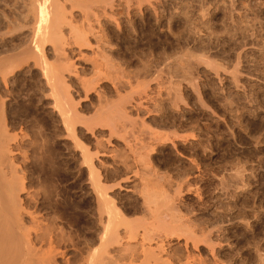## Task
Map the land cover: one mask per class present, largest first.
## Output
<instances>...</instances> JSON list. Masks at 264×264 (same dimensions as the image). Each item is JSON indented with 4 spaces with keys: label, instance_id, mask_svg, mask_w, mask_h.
I'll return each instance as SVG.
<instances>
[{
    "label": "rangeland",
    "instance_id": "1",
    "mask_svg": "<svg viewBox=\"0 0 264 264\" xmlns=\"http://www.w3.org/2000/svg\"><path fill=\"white\" fill-rule=\"evenodd\" d=\"M25 1L27 3H25ZM25 1L0 0V62H8L10 60L12 61L13 58V62L17 58L19 60H16L18 61V64L17 62H11V64H13V67L12 65H8L10 62L7 64L9 69L12 67L10 71L9 69H7L8 71L6 70L8 72L7 74H5L7 75V80L3 77L5 75L2 76L0 74L1 79L2 77L4 78V81L0 79V81H2L0 84V97L5 102L4 107L6 106L5 112L7 111V117H11L7 118V120L9 121H7L8 126L11 128V131L8 132L9 134H11V138L12 136H16V134H20L18 141L22 145V147L25 146L24 148L26 150L23 148V151L25 150L27 154L32 155L34 153H38L40 154L38 155L40 157H43L44 154V158L48 163L46 161L45 163L44 160L41 161L42 158L39 159L40 161L37 162V164L35 165L36 167L34 165L31 166V169L33 171L29 166L30 171L28 172L30 174L34 173L35 171H38L40 173L41 170L39 169H41L42 165H44V168L47 167L46 171L50 170V164L52 163L51 161H55V164L57 163L56 166L58 165V169L57 167H55L57 169H55V173L52 172L53 174L51 175V170L48 173L55 185L58 188L61 187L60 191L64 193V195L66 194L65 198L67 199V201L69 200L68 202L70 203V207H68L67 209V214L69 217L66 222V225L69 224V228H67L71 233H73V235L76 234L77 236H79V239L82 238L81 241L90 243V236H92L90 227H92L93 223L90 220H93L91 216H93L92 213L94 211L92 212V209L94 210L95 206L93 205L94 201L92 199L88 182V173L87 171H83L80 166V151H78L77 147L75 149V146H73V144H75L73 141L74 139L67 135V131L62 124L58 113H55L54 109H57V105L54 104V100L56 99V97L51 95L50 92H48L47 95L46 88H43L44 86L42 85V83H40L41 72L38 67L36 66L37 68H34V62L29 59L28 61L23 60L24 56L19 57L18 55L17 58L15 57L17 54H21L22 51L24 52L25 50H27L28 47L30 48L34 40L32 35L33 31L32 28H30L31 25H33L31 24V20H33L32 15L34 14L32 13L33 11L31 10V12L30 10H28L29 8H27L26 6L31 3V0ZM83 1L86 4L87 0ZM126 1L128 0H112L113 3H111V1L108 2V4L111 3L110 5L106 3L108 6L104 3L107 6L105 12H108H101L102 14L100 13V16L98 15L100 18L97 16L98 18H96L94 22V24L97 26V29L99 26V30L96 29V31H104L100 32L101 34L98 33L102 38V42H106L108 40L106 43H103L105 45L102 44L104 52L102 51L101 56H99V53L101 52L100 50L103 49L97 46V44H99L98 41L95 40L94 35H91L90 33L91 43H88L90 44V47L86 43V46L84 45L85 48L83 47L81 51L82 54H85L81 55L80 52L76 50L74 51V54L73 52H70L69 56L72 58L71 61H74L73 63L75 64V67L77 68L81 78L83 76L87 77L89 75L90 77L88 76L86 80L87 83L88 81L89 83H92V80L93 84L99 81V83H96V86L94 85V87L96 89H101L102 87V90H98L99 92L101 91L100 93L98 92L99 96H102L104 98L105 94H107V96H109V98L107 99H110L111 104L113 103V101H115L116 104L118 97H122L121 94L123 95L125 93L126 95H124V97H129V95L127 94L129 90L127 89L130 88L131 91L132 89H134L132 91L134 93V95L132 93L133 96H137V92L138 95L142 94V97L146 101H144V99L142 98L141 102L143 104L137 105L138 107L135 106L136 108L133 111L134 114H131L133 117L132 120H134L135 117H139L141 115V118H139L144 121V123L146 121L145 125L148 124L149 126H145L144 123L142 124L139 118H136V122L139 120L136 123L137 125L135 124L136 127L132 123L131 126L129 125L127 127L128 129H123L125 133H123V131L120 132L122 136H119L118 133V136L117 134H115V136L112 135L111 138V136L109 137L110 130L108 128L102 129V127L100 128L98 126V133L92 135L90 132L89 134L88 132L85 134V132L87 131V128H85V124L84 127L81 126L82 124H79L77 130L79 132V141L84 146H89L88 148L92 149L96 146L95 139L101 136V141H103L104 147H107L109 149L108 152V149L105 148L107 150L106 154H110H105L104 157L102 156V159H104L105 163L112 164L114 160L113 158H117L114 156L117 154L116 156L120 157L121 155L119 154H121V152H124L126 153V155H123L122 153V156L126 158L130 157L129 161L132 160V163H130L133 165L135 163L134 160L131 159L134 158L132 156L133 153L128 150L129 147L126 148V146H128V144H126V140H130V138H126L128 135L130 137V133L126 131H131L129 129H133V125L134 129L132 130V135L136 133L133 136L142 138L144 134V137L146 138L148 136H150L149 138H151L152 136V141H154L152 142L147 138L149 142H146V138L143 137L145 141H142L143 139L139 138V141L141 139L139 143L146 142V144L148 143L147 145H150L149 143H151V145L155 147H152L154 149L150 147V149L152 150L148 149L150 150L149 152L151 154L147 152L149 154V157H146L147 160L148 158L150 160H144H146L147 164L151 161L149 165L152 166L151 169H153V173L156 171V175L160 174L162 176L164 175L163 177H165L162 178V176L159 175V177H161V180H163L162 182L161 180L160 182L157 180L159 183H162L157 185L163 186H159L157 188H163L161 191H167L166 194L168 193V191L169 193L172 191L170 193L171 196L173 194L176 195L175 192L177 193L176 189L178 185H181L182 187V191L178 188V190L181 191V194L178 192L179 196L176 198V200L173 201V198L175 197L174 195V197L172 198L173 203H180L179 205L174 204L176 205V207L180 206V208L178 207L179 211L176 212V215L179 217V212H181L182 217L184 215H187L184 218H190L201 223L204 222L202 220H205L207 218L209 219V221L207 219L205 221L209 222L210 224L208 223V226H211V228L213 229L216 227L219 228L218 226H220V224H218V226L215 225L219 217L217 223L223 224L220 226L222 231H220V233H223L224 235H220V233H216L215 235L216 241L218 239L217 235L221 238L220 240L218 239L220 243L217 242V245H222H216V254H209L206 248L202 246L199 250H197L198 252L196 250L192 251L189 256L188 253H184L186 250L183 249V251H185L182 252V256L178 257L177 260H180V258L182 257V261H185L184 256L187 254V257H191L190 259L193 260L190 264H194V259H192V257L195 258L197 256L198 260L201 259L200 261H202L203 264H231V261L233 262L232 264H234V262L235 264H264V0H130L131 2L128 1L127 3ZM61 2L62 4H65V2L67 3L66 6L63 4V6L65 7H63L62 10H65V8V11L69 10L68 12H65L67 13V15H69V13L73 12L74 10L73 9L70 11L69 6H73L70 5V2L71 4H75L78 1L61 0ZM80 2H82V0ZM79 3L75 4V7H77L74 10V14L80 15L79 17L76 16V18L79 19L78 22L80 21L79 24H81L84 20L86 21L87 19H83L86 18L85 15L83 16V14L86 12V9L84 11V4L82 3L83 6H80L84 11V13L81 14L83 11L80 10V12L78 10L80 8ZM13 4L15 6H13ZM17 5L19 7H17ZM12 6L13 9H11ZM26 13H32L30 14V17L32 19L29 17V19H26ZM70 15H73V13H71ZM4 16L5 19H3ZM6 16L10 20L7 19ZM22 16H24L25 18ZM74 16L75 15H73V17ZM12 17H14L13 19L20 17L19 19L22 25L16 24L19 22V19L17 18L14 21ZM82 19L83 21H81ZM93 19H95V17ZM98 20L100 21L97 22ZM75 21L76 19H74V22ZM85 21L83 24L86 23L87 25L88 23L87 21ZM78 22H76L75 24L81 26L78 24ZM96 23H99V25H97ZM25 24H28L29 27L27 25L25 28ZM118 24L119 28L117 27ZM23 25L24 27L22 28ZM102 33H104V35ZM102 36H104L105 38H103ZM92 37H94V39ZM46 48L51 53L49 54V56L50 62L52 63L54 62V52L50 46H47ZM90 56L92 58H90ZM21 58L23 62L25 61L24 65H22L23 62ZM87 58L90 59V62ZM91 59L92 62H94V60H97L100 63L102 60L104 63L109 62L107 64L112 65L110 66V68L114 67V74H117V78L114 74H112L114 75V77H112V75H108L109 78H107V72L105 73L107 77L105 75H101L100 78V75H98L97 77L96 73H92L93 69L91 66ZM103 62L101 64H103ZM20 63L21 67H19ZM111 63H113L114 65ZM2 65L5 66L6 63H3ZM103 65L105 67V64ZM28 66L30 67V69H28ZM108 70L111 74V70ZM79 75L78 77H73L72 80L69 81V84L71 86L70 91L72 92L71 95H73V98H76L75 100L78 99L81 101H79V104L81 103L79 106H81L83 109H81L82 114H85L89 117L92 116L91 114H95V107L98 106L99 108L100 105L98 102L100 101V98L99 96L97 97V90L93 87L92 84H90L91 87H93L96 91L90 89V91L87 92L89 88H87L88 90H86V87L89 86H87L86 84V87L84 89V84L82 83L84 82L85 78L81 83L82 80L79 81ZM91 76H93V78ZM103 76L106 78H104ZM110 77H112V79H118L119 77L120 79L122 78V80L125 79L129 82L131 80V86L133 85L132 87H135L136 89L138 87L137 92L135 88H132L130 86L128 88H122L120 87V85L117 87V84H114L115 79L112 80ZM78 82L81 83L82 87ZM113 84L118 89H121L115 90L116 87H114ZM175 85H177V88ZM82 88L86 90V92ZM122 89L123 91H121ZM125 90L127 91L125 92ZM116 91L120 92L119 96ZM139 91L145 93H140ZM85 93H88L87 97ZM101 93L105 94L101 95ZM177 94L180 95V98L177 97ZM107 96H105V98ZM134 98L136 97H132V99L130 97L128 98L130 101H132V103L129 102L130 104H133V102L136 101V99ZM170 98L171 100L173 99V102L170 100ZM124 99L127 100V98ZM117 103L122 104L120 100ZM135 103L136 102H134V104ZM52 104H54L55 108L52 106ZM79 106L78 109L81 108ZM174 106L177 107L175 108ZM10 120L11 122L13 121V123H11ZM10 123L12 124V126L10 125ZM9 127L7 128L8 130L10 129ZM146 127H153L154 129L157 128V130H155L156 132H154L153 128H151L152 130H147ZM135 128L136 132L134 131ZM20 129H23L22 133H20ZM141 130H143L144 133L143 131L141 132ZM97 131L95 130V132ZM102 131L105 132L103 133ZM163 132H165V134ZM176 132L179 134L177 135ZM157 133L159 138L165 140V142L163 141L164 143L157 138ZM162 133L165 136L161 135ZM188 133L190 134L189 138L188 136L186 137ZM123 134L125 135V137H123ZM191 134H193V136ZM27 135L29 136V138ZM65 135L69 136L70 138L66 137ZM179 135L180 137H178ZM153 136H156V139ZM174 136L176 139L174 138ZM21 137H24V139L22 140ZM107 137L111 139L109 140L108 138L107 140ZM122 137L126 139L123 140ZM167 137L170 138V141L169 139H165ZM105 138L111 143L106 144L105 142L107 141L105 140ZM98 139H100V137ZM133 139H131V141H133ZM157 139L159 142L157 141ZM155 140L157 142H155ZM167 140L169 143L167 142ZM134 143L137 144L138 141L136 140V142H132L131 145H133ZM112 144L114 145V147ZM153 144H157L158 146H155ZM112 149H114L115 151ZM111 152L115 153L112 154ZM51 156L54 158H52ZM106 158L107 161L105 160ZM101 161L103 162V160ZM76 162L80 166L79 169L78 165L76 166ZM136 164L137 163H135L133 167H139L140 164H137L138 166ZM34 168H36V170ZM28 172L27 176L29 178H33L32 175L35 176V173L30 176ZM116 172H110V174H113V177H119L121 175L119 174L120 171L118 172V174ZM161 172H163L164 174H161ZM44 174H46V172L41 173L43 180L47 176ZM185 174L189 176L188 179ZM179 175L186 177L187 180L183 179V181L186 180V182L184 181V183H181V177L179 179ZM236 177L240 178L241 181L239 179V182L236 181ZM177 179H179L178 181L181 184H177ZM134 180L139 179L133 178V181ZM130 181L131 182L128 181L125 189L123 187V189L121 190L118 189L120 191H116L117 200H119L118 203L119 205H123L121 209L124 211L127 210V214L132 212V210L136 212V209H139L141 206L137 204L140 203L139 197H136L138 191L136 189H133L134 186L135 188L141 186V183H136V181L135 183H133L132 179ZM171 181L174 183H172ZM225 181H227L228 183ZM134 184H136L137 186ZM173 185L177 186L176 189ZM171 186L173 188H171ZM169 187L171 190H169ZM232 188L235 190H233ZM173 189H175V192ZM165 191L163 194H165ZM169 193L167 194L166 198L170 197L168 196ZM134 197L136 199H139V201ZM130 199H133V201ZM129 200L132 202H130ZM78 201H82V206L84 207L77 209L74 208V203H80H78ZM134 201L138 206L134 204ZM126 205L127 208L129 207V210L127 208H124V206ZM89 207L91 208V211H89ZM72 213L75 216H73ZM130 214V218L135 215V213L131 216ZM70 215L73 216V218ZM78 215L80 216L79 220H75L74 218H76V216L78 217ZM141 215V213H138V216ZM201 216L205 218H202ZM221 219H223L225 222L223 223V220ZM203 224L205 225V223ZM214 225L216 227H214ZM76 231L78 233H76ZM223 231L226 232L224 233ZM77 236L75 238H77ZM221 236H223V238ZM224 236L231 239H225ZM174 240H172L170 243L173 248L177 243V239L175 238ZM255 247L257 248V250ZM67 251H69L68 254L70 256L74 254L71 249H67ZM205 253L206 255H208V259L205 256ZM220 255L222 256L221 258ZM260 255L262 257H260ZM201 256L202 258H200ZM210 257H213L215 259ZM190 259L187 260L191 261ZM177 260H175L174 263ZM219 260L222 262H220ZM195 261L197 262V260ZM200 261H198L197 264H202L199 263ZM176 264L182 263L177 261Z\"/></svg>",
    "mask_w": 264,
    "mask_h": 264
},
{
    "label": "bare ground",
    "instance_id": "2",
    "mask_svg": "<svg viewBox=\"0 0 264 264\" xmlns=\"http://www.w3.org/2000/svg\"><path fill=\"white\" fill-rule=\"evenodd\" d=\"M75 1H78L75 3V4H78L81 0L80 1L75 0ZM109 1H111V3H113L112 0H109ZM109 1H107V0H87V2L85 4L84 1L82 0V2L79 3V7L83 3L84 6L83 5L82 6L85 7L84 11L86 9V12L84 13V11L82 10L83 8L82 9H81V7L79 9L77 8L79 11L80 10L83 11L81 14L84 13L83 16L85 15L86 18H83V19H87L86 20L88 23L87 25H86V23L83 24L85 21V20L83 21V19L81 20L83 22L81 24H79L80 21L78 22L79 19H77L76 16L79 17L80 15L74 14V10L76 9L77 6L75 7V4H71V2H70V5L71 6L73 5V6L72 7L69 6V9H70V11L74 9L73 12H71V13H73V15H75L74 16L75 18L73 17V15H70L71 13H69V15H67V13H65V12L69 11V10L65 11L66 8H65V10H62V8L65 7L67 3L66 2H65V4L63 3L65 5V6H63L62 2H64V1L61 2V0L60 1L59 0H44V3H43V0H31L30 1L31 5L25 4L27 6V8H29L28 10H30V11L32 10L33 12L32 11L31 12L34 14V15H32L33 20H31L32 21L31 24H33V25H31V27H30V28H32V31H33L32 35H33L34 40H33L32 46H30V48L28 47L29 49L27 48V50H25L24 52L22 51L23 54L21 52V54H17L15 57L17 58L18 55H19V57L24 56V58L25 57H27V58H25V59L23 58V60L28 61V59H29V60L33 61L34 62V64H33L34 68L37 66L41 72L40 73L41 74V82L40 83H42V85L44 86L43 88H46L47 95H48V92H50L51 95L56 97V99L55 100L53 99V100L55 101L54 104L57 105V107H56L57 109H54L55 108L54 104H52V106L54 107L53 109H54L55 113L56 112L58 113L59 118L62 121V124L64 125V127L67 131L66 132L67 135H69L72 139H74L73 141L75 144L72 143L73 146H75V149L77 147L78 151H80V154H81L80 155L81 156L80 166H81L83 171H85V172L87 171V173H88V174L87 173H85V174H87L89 177L88 178L89 181L88 180L87 181L89 182L92 199L94 201V204L93 203L92 204L95 207H94V210L92 209V212L93 211L94 212L93 213L90 212L93 215V216H91V218H93V220L89 219L90 221L93 222V223L91 222L92 227H90L91 228L90 232H92L91 233L92 236L89 235L91 237L90 243H87L86 241H81L82 238L79 239L78 238L79 236H77L76 234L75 235L77 236V238H75L76 236L73 235V233H71L68 230L69 224L66 225L67 219L69 217L67 214V209H68V207H70V203L68 202L69 200L67 201V199L65 198L66 194L64 195V193H62L60 191L61 187L58 188L55 185V183L51 180L50 175L48 173L50 170H51L50 171L51 175L53 174L52 172L55 173V171L58 169V167H57L58 165L56 166L57 163L55 164V161L50 160L52 163L49 162L51 164H50V170H48V171H46L47 165L45 166L46 168H44V165H42L41 169H39V170H41L40 173L38 171L37 172L35 171L34 172L35 174L34 173L30 174L28 172V171H30L31 166H33V165L35 166L37 164V162L40 161L39 159L42 158L41 161L42 160H44V162L46 161L44 158V154H43V157L38 156V155H40L38 153L37 154L34 153L32 155L27 154V152H25V150H26L24 148L25 146L22 147V145L18 141L20 134H16V136H12V138H11V136H10L11 134H9V132H8V131H11V128L8 126L9 121L7 120V118L9 116L7 117V115H6L7 111L5 112V107H6V106L4 107L5 102L0 97L1 98L0 99V264H176L177 261H179L182 264H185V261H186V264H190L193 260L190 259L191 257H187V254L185 255L184 253H188V256H189V254H191L192 251H195V250L197 251L203 246L206 248V250L208 251L209 254H212V255L216 254L215 252L217 251V246L219 245V244L217 245V242L220 243V241H218V239L220 240L221 238L217 235L218 239L216 241L215 235H216V233L217 234L220 233V231H221L220 226L223 225L221 223H217L219 220V217H218V220L216 222L217 224L215 223V225L218 226V224H220V226H218L219 228H217L214 225V227H216L214 229L211 228V226H208L210 223L205 221L207 218L205 220L201 219L202 221H204L201 223L199 221L192 220L190 218H184L187 215H184L182 217L181 212H179L181 215L179 214V217H178L176 215V212L179 211L178 207L180 208V206L176 207V205H174V204H177V202L173 203V201H175L176 198L179 196L178 192L181 194V191H182L181 185H178V187L173 185L175 189L177 187V189H176L177 193L175 192V189H173L177 196L174 195L173 193L172 194L175 197L173 195L170 196V193L172 191L170 193L168 191V193H169L168 196H170V197H168L169 199L166 198V196L168 194V193L166 194L167 191L164 190L166 195L163 194L164 191L163 192L161 191L163 189V188H161L163 185H159V186H161L160 187L161 189L157 188V187H159L157 184H162V183H159L161 180V177H159L160 174L156 175L157 174L156 171L153 173V169H151L152 166L149 165V163L151 161L148 164L146 163L147 157H149L148 155L151 154L149 151L155 148L154 146L151 145V143H149L150 145H147L148 143L146 144V142H149L148 139H150L152 141V136H151V138H149L150 136H148L147 137L148 139H147L146 137H144L145 136L143 134L144 131L141 130V132L143 131V133H142L143 136L141 134L142 138L141 137H139V138L143 139V137H144L148 141L146 140V142L139 143L141 141V139L139 141V138L137 136L136 137L133 136L136 134L135 133L136 128L134 130L135 134L132 135V133H133L132 130L134 129V126L136 127V125H137L136 123L139 121L138 120L136 122V118L138 119L141 116V115L139 117L134 116L135 118H134V120H132V118H133L132 115L134 114L133 111L135 110L136 107H138L137 105L143 104L141 102L142 98H143L142 94L138 95V92H137L138 87H137V89L135 87H132L133 85L131 86V84H130L131 80H130V82L126 81L125 79L122 80V78L121 79L119 78L120 76L118 77V79H120V80L116 79L117 74H114L115 73V71L113 69L114 67H111L114 71L113 72L112 69L110 68V66H112V65L107 64L109 62L104 63L102 60L101 63L103 62V64H105V67H104V65L101 64L100 62H98L97 60L96 61L94 60V62H92V59H91V62H92L91 66H92V69L94 71V72L92 71V73H96L97 77H98V75H100L99 78L101 77V75L106 76V74H105L106 72H107V76L108 75L111 76L112 74H114L116 78L112 79V77H114V75H112V77H110V78L112 80L115 79L114 84H117V87L119 85L122 88L123 87L128 88L130 86V87L136 89L137 96L136 95L133 96L134 93L132 91L134 89H132V91H131V88L127 89V90H129L127 92V94L129 95V97L131 99H132V97H136V98H134V99H136V101H134L136 103L134 104V102H133L134 105L129 103V102L132 103V101H130L128 99L129 97H127V96L124 97V95H126L125 93L123 95L121 94V96H122V97H120L121 99L119 97H118V100L115 99V100H117V102H119V100H120L122 102V104L117 103V102L115 104V101H113V103L111 104L110 99H107V98H109V96H107V94H105V93H104L105 96H107L106 98H105V96H104V98L102 96H99V93L101 91L99 92L98 90L100 88L96 89L94 87V85L96 86V83H99L98 79H97L98 82L93 84V80H92L93 76H91L92 77L91 78L92 83H89V81L87 83L86 80H87V77L89 75L87 77L83 76L81 78V76L78 73L77 68L75 67V64L73 63L74 61L73 62L71 61L72 58L69 56L70 52H73V54H74V51L77 50L78 52H80L81 55H84L85 53L82 54L81 51H82L83 47L85 48V46H86L85 44L87 43V45L90 47V44H88L91 40L90 34L91 35L93 34L95 37V40L98 41L99 44H97V46L100 47L101 49H103V50H100L101 52L99 53L100 54L99 56H101L102 51L104 52V48H103L102 44L105 41L102 42V40H101L102 38L98 34V33L102 32L103 30L100 29L101 30L100 32L96 31L97 26L94 24V22H95L96 18H98L100 16V13L105 12L106 7L111 4V3L108 4ZM128 1H130V0H128ZM128 1H126V3ZM25 3H27V2L25 1ZM104 3L105 4L107 3L108 5L106 4L107 5L106 6ZM29 5L32 7H30ZM13 6H15V5L13 4ZM13 6L11 9H13ZM17 7H19V6L17 5ZM79 11H78V13H79ZM4 12H5V10H4ZM106 12H108V11H106ZM32 13H30V14H32ZM26 14H27L26 19L28 17L31 18L30 14H28V13H26ZM8 16H9V14H8ZM19 16H21V15H19ZM22 17H24V16H22ZM94 17H95V19H93ZM112 17H114V16H112ZM13 18L14 17H12V19ZM3 19H5V16ZM7 19H9V18L7 17ZM16 19H13V20L15 21ZM74 19H76L75 22H74ZM99 21L100 20H98L97 22H99ZM76 22H78V24L81 26H78L77 24H75ZM12 23H13V21H12ZM9 24H8V26H9ZM16 24H18V25L21 24L20 19H19V22ZM27 25L25 24V28ZM97 25H99V23ZM14 26H15V24H14ZM23 27H24V25L22 26V28ZM28 27H29V25H28ZM117 27L119 28V24L117 25ZM16 28H18V27H16ZM19 29H20V27H19ZM97 30H99V26H98ZM67 32H69V33H67ZM7 33H8V31H7ZM102 34L104 35V33H102ZM94 37H92V38L94 39ZM102 37L105 38L104 36H102ZM97 41H96V43H97ZM103 45H105V44H103ZM47 46H50L54 52V62H52V63L50 62V56H49V54H51V53L46 48ZM91 47H92V45H91ZM52 50H50V51H52ZM98 50H99V48H98ZM91 56H92V54H91ZM91 56H90V58H92ZM87 57H88V55H87ZM108 57H109V55H108ZM85 58H86V56H85ZM13 60H14V58H13ZM13 60L12 61L10 60L8 62H3V61L0 62V74L2 76L8 73L7 72L8 71L7 69H9L8 65H10V66L12 65V67H13V64H11V62H13ZM16 60H18V58L15 59V61H14V62H17V64H18L19 60L18 61H16ZM21 60H22V58H21ZM23 60H22V62H23ZM88 60L90 62V59H88ZM25 61L23 62L22 65H24ZM84 61H86V60H84ZM109 61H110V59H109ZM3 63L4 64L6 63V65L5 66L2 65ZM21 63L19 64V67H21L20 66ZM111 64H113V63H111ZM15 65H16V63H15ZM11 68L9 69V71L11 70ZM14 68H15V66H14ZM28 69H30V67ZM108 69L111 70L110 71V72H112L111 74L109 73ZM78 75L80 77L79 81L82 80L81 83L83 82V79L85 78L84 82L82 83V84H84L83 85L84 89H85L86 85L89 86V87H86V90H88L87 88H89V90L87 92H89L90 89L91 90L96 89L97 90L96 93L98 94V95L97 94L96 95H97V97L99 96V98H100V101L98 102L100 105L99 108H98V106L95 107V110H96L95 114L92 112L93 113V114H91L92 116H89V117L85 114H82L81 111L83 109L81 106H79L81 104V103L79 104L80 100H78V99L75 100L76 98H73V95H71L72 92L70 91L71 86L69 84V81L72 80L73 77H78ZM6 76L7 75H5L3 77L6 79L7 78ZM8 76H9V74H8ZM109 76L107 78H109ZM3 77L1 79V76H0V79L2 81H4ZM106 77H104V78H106ZM171 78H172V76H171ZM116 80H118V81H116ZM127 80H128V78H127ZM2 81H0V84ZM81 83H79V84L81 85ZM90 84H92L95 89L93 87H91ZM114 84H113V86L116 87ZM192 84H194V83H192ZM143 86H145V85H143ZM175 86L177 88V85H175ZM81 87H82V85H81ZM117 87L115 90L121 89V88L118 89ZM147 88H150V87H147ZM86 90H84V91L86 92ZM100 90H102V87ZM127 90H125V92ZM121 91H123V89ZM117 93L119 96L120 92H117ZM132 93H133V95H132ZM140 93H145V92H140ZM87 94H86V97H87ZM102 94L103 93H101V95ZM130 95H132V96H130ZM45 96H46V94H45ZM177 97L180 98V95H178ZM122 98H123V100H122ZM124 98H127V100ZM172 98H174V97H172ZM79 99H80V97H79ZM84 99H85V97H84ZM170 100H171V98H170ZM127 101L129 104L127 103ZM144 101H146V100L144 99ZM51 103H53V102H51ZM78 106L81 108L78 109ZM172 106H173V103H172ZM142 107H144V106H142ZM142 107H140V108H142ZM178 107H180V106H178ZM147 109H149V108H147ZM148 113H147V115H148ZM86 117H88V118H86ZM9 118H11V117H9ZM55 120H57V119H55ZM140 121L142 122V124L144 123V121H142L141 119H140ZM10 122H11V120H10ZM11 123H13V121ZM11 123H10V125L12 126ZM132 123L134 125V126L132 125L133 129H129L132 132L128 131V130L126 131V132L130 133V137L128 134H127L128 136L126 137L127 139L130 138V140H126L127 143L126 142L125 143L128 144V146H126V144H125V146H126V148L129 147L128 150L133 153L132 156L134 158H131V159H133L135 163L140 164L139 167H136V166L133 167V165L135 163L132 165L131 164L132 160L129 161L130 157H128V156H127L128 158L123 157L122 153H123V155L124 154L126 155V153H124V152H121V154H119V155H121L120 157L116 156L117 155L116 154L114 156V157H117L116 159L112 157L114 159V160L112 159L113 160L112 164L105 163L104 159H102V156L104 157V155L107 153V150L105 149L107 147H104L103 141H101V136H99L100 139H98L99 137L97 139H95L96 146H95V148H92V149L88 148L89 146L88 147L84 146L79 141L80 139H78L79 138V135H78L79 132L77 130H78L79 124L80 125L82 124L81 125L82 127H84L86 125L87 127L85 126V128H87V131L85 132V134L87 132L89 134V132H90L92 135H94L95 133L96 134L98 133V131H97L98 126L100 128L102 127V129L108 128L110 130L109 137L111 136V138H112V135L115 136V134H117V136H118V133H119V136H122V134H120V132L123 131L124 128H127L129 125L131 126ZM139 124H141V123H139ZM145 124H146V121H145L144 125ZM7 126L10 128L9 130L7 129L8 128ZM145 126H149V125L147 124ZM168 126H169V124H168ZM151 128H153V127H149V128H147V130L151 129ZM171 128H169V129H171ZM22 130L20 129V133H22ZM95 130L97 132H95ZM151 130H149V131H151ZM155 130H157V128L156 129L153 128L154 132H156ZM161 131H163V130H161ZM106 133H107V131H106ZM123 133H125V132L123 131ZM163 133L165 134V132H163ZM163 133L161 135H164ZM178 134L179 133H177V135ZM182 134H181V136H182ZM39 135H40V133H39ZM67 135H65V136L70 138ZM98 135H102V134H98ZM156 135L158 136V133ZM189 135L190 134L188 133V135H186V137L188 136V138H189ZM191 135L193 136V134H191ZM103 136H104V134H103ZM105 136H106V134H105ZM138 136H139V134H138ZM164 136H163V138H164ZM172 136H173V134H172ZM175 136H174V138H175ZM24 137H21V139L23 140ZM109 137H107V140ZM123 137H125L124 134H123ZM178 137H180V135ZM186 137H184V138H186ZM28 138H29V136H28ZM111 138H109V140ZM126 138H123V140H125ZM154 138H153V140H154ZM157 138L160 139L161 142H163V141L165 142V140H163L162 138H159V136ZM21 139H20V141H21ZM131 139H133V141H131ZM158 139H157V141H158ZM165 139H169V141H170V138H168V137ZM36 140H37V138H36ZM105 140H106V138H105ZM136 140L138 141V143L137 144L134 143L133 145H131L132 142H136ZM142 141H145V140L143 139ZM157 141L155 140V142H157ZM152 142H154V141H152ZM167 142H168V140H167ZM105 143L107 144V143H111V142L107 141ZM41 144H43V143H41ZM171 144H172V142H171ZM174 144H175V142H174ZM38 145H40V144H38ZM153 145H155V144H153ZM30 146H32V145H30ZM113 147H114V145H113ZM150 147L151 148L154 147V148L150 149ZM23 148L25 149L24 151H23ZM93 149H95V150H93ZM148 149H150V150H148ZM112 150H114V149H112ZM116 150H117V147H116ZM144 150H145V154H144ZM32 151H33V149H32ZM108 152H109V149H108ZM147 152H149V154ZM113 153H115V152H113ZM108 154H106V155H108ZM144 157H146V158H144ZM52 158H54V157H52ZM135 159H136V161H135ZM144 159H146V160H144ZM101 160H103V162ZM105 160L107 161V158ZM149 160L150 159L148 158L147 161H149ZM144 161L146 164L144 163ZM29 164H31V165H29ZM59 164H60V162H59ZM77 165H78V163L76 164V166ZM29 166H30V169H29ZM80 166L78 165V169L80 168ZM55 167H57V169ZM72 167H74V166H72ZM34 169L36 170V168H34ZM80 171H81V169H80ZM116 171H118V172L120 171L119 174H121V175L119 177H113L112 176L113 174L112 175L110 174V172L114 173ZM27 172L30 176L32 174H34L35 176L32 175L33 178H31V177L29 178L27 176ZM45 172H46V174H44V175H47L48 177L46 176L47 178L45 177V179L43 180L41 173H45ZM118 172H116V173L118 174ZM157 172H159V171H157ZM162 173L163 172H161V174ZM181 175L178 176L179 179L181 177V183L182 182L184 183V181L186 182V180L189 178V176L185 174V176H187V179H186V177L181 176ZM238 175H240V174H238ZM114 176H117V175H114ZM160 176H162V175H160ZM163 176H162V178H165ZM182 177H184V178H182ZM133 178L139 179V180L133 181ZM131 179H132L133 183H135V181H136V183H138V182L141 183V186H139L141 188H139V187L135 188V186L133 188V189H136L138 191V194H136V197L137 196L139 197L140 203H137V204L141 205V206L139 209L137 208L138 210L136 209V212H134L132 210V212H130L132 214H130L128 212L130 214V216L135 213V215L133 216L134 218L129 217V214L126 213L127 210L124 211L121 209L123 207V205H119V203H118L119 200H117V195H116V193L118 191H120L121 189H123V187H124V189L126 188L128 181L131 182L130 181ZM179 179H177L176 182ZM183 179H186V180L183 181ZM238 179L240 180V178L236 177L235 180L239 182ZM155 180H156V182H155ZM162 180H161V182H162ZM173 181H175V180H173ZM225 182H227V181H225ZM125 183H126V185H125ZM172 183H174V182H172ZM181 183H179V181H178L177 184H181ZM134 185H136V184H134ZM233 185H234V183H233ZM237 185H236V187H237ZM74 186H76V185H74ZM128 186H129V184H128ZM138 188H139V190H138ZM171 188H173V187L171 186ZM178 188L181 189V191L178 190ZM118 189H120V190H118ZM235 189H233V190H235ZM169 190H171L170 187H169ZM183 190H185V189H183ZM188 191H189V189H188ZM225 191H226V189H225ZM183 192H185V191H183ZM118 196H119V194H118ZM126 196H127V194H126ZM129 197H130V195H129ZM132 197H133V195H132ZM172 198H173V201H172ZM70 199H71V197H70ZM84 199H85V197H84ZM139 199H136V200L139 201ZM130 200L133 201V199H130ZM129 201H127V202H129ZM132 201H130V202H132ZM78 203L79 204L74 203V205L72 203L71 204L76 209L84 207V206H82V201H78ZM131 204H133V203H131ZM134 204L136 205L135 201H134ZM179 204L180 203H178L177 205H179ZM138 205H136V206H138ZM90 207H89V209H90L89 211H91ZM132 207H133V205H132ZM124 208L126 209L127 205L124 206ZM127 209L129 210V207ZM187 209H188V206H187ZM73 213H72V215H73ZM138 213H141L142 215L138 216ZM73 216H75V215H73ZM73 216H71V217L73 218ZM204 216H206V215H204ZM79 218H80V216L78 215V217L76 216V218H74V219L79 220ZM202 218H205V217H202ZM83 220H84V218H83ZM207 220L209 221V219H207ZM221 220H223V219H221ZM222 222L224 223L225 221L223 220ZM229 222H227V223H229ZM69 223H70V220H69ZM203 223H205V225ZM206 223H207V226H206ZM85 229H83V230H85ZM222 229H224V228H222ZM76 233H78V232L76 231ZM221 234H223V233H220V235ZM228 234H227V236H228ZM221 237L223 238V236H221ZM175 238L177 239V243L175 244V247L173 248L170 243ZM224 238L225 239H231V238H226L225 236H224ZM223 240H221V241H223ZM174 242H175V240H174ZM172 244H173V242H172ZM67 249H71L74 252V254H72V256L74 255L73 257L68 254L69 251H67ZM183 249H185L186 251L184 250L185 251L184 252ZM258 249H259V247H258ZM256 250H257V248H256ZM182 252H184L183 254L185 256L184 255L183 256L185 257V259H184L185 261H182V257L180 258V260H177L178 257L182 256L181 255ZM235 253H237V252H235ZM194 254H195V252H194ZM223 255H224V253H223ZM233 255H235V254H233ZM236 255H238V254H236ZM205 256L207 257L208 255H206V253H205ZM186 257H187V259H190L191 261L187 260ZM194 257H195V255H194ZM221 257L222 256L220 255V258ZM260 257H262V256L260 255ZM200 258H202V256ZM210 258H213V257H210ZM232 258H234V257H232ZM192 259H194V264H197V262L201 260V259L198 260V256L195 258L192 257ZM207 259H208V257H207ZM213 259H215V258H213ZM175 260H177V261L174 263ZM195 260H197V262ZM240 260H242V259H240ZM206 262H207V260H206ZM220 262H222V261H220ZM199 263H202V261H200ZM215 263H216V260H215ZM232 263L233 262L231 261V264ZM217 264H219V263H217ZM222 264H224V263H222ZM234 264H235V262H234Z\"/></svg>",
    "mask_w": 264,
    "mask_h": 264
}]
</instances>
